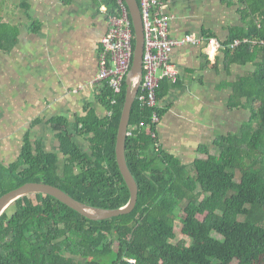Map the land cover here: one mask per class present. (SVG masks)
I'll return each instance as SVG.
<instances>
[{
    "label": "trees",
    "instance_id": "1",
    "mask_svg": "<svg viewBox=\"0 0 264 264\" xmlns=\"http://www.w3.org/2000/svg\"><path fill=\"white\" fill-rule=\"evenodd\" d=\"M105 2L108 14L118 8L116 0ZM237 2L248 30L232 31L228 60L239 65L258 60L230 99L231 111L249 112L240 131L217 136L211 144L214 154L211 146H200L203 160L185 164L163 148L159 125L152 126L154 112L162 120L166 111L143 109L137 101L131 127L149 125L152 133L141 128L127 140L128 166L140 189L135 211L91 221L52 196L31 193L0 217V264H234L239 257L260 258L264 264V46L243 42H264V0ZM17 41L18 31L0 20V51L10 52ZM236 41L242 43L233 49ZM170 88L169 80L161 82L160 101ZM127 89L126 79L112 105V90L107 83L102 87L98 101L107 117L88 108L74 123L60 117L37 120L17 159L0 163V198L22 185L44 183L94 208L127 206L131 190L116 159ZM43 127L54 133L57 152L33 139L32 131ZM80 140L88 143L87 150ZM178 211L183 213L181 233L193 247L174 243Z\"/></svg>",
    "mask_w": 264,
    "mask_h": 264
},
{
    "label": "crops",
    "instance_id": "2",
    "mask_svg": "<svg viewBox=\"0 0 264 264\" xmlns=\"http://www.w3.org/2000/svg\"><path fill=\"white\" fill-rule=\"evenodd\" d=\"M12 2L0 0L1 22L18 31L15 47L8 53L0 51V138L5 127L14 128L16 134L8 143L15 145L16 160L37 120L60 117L74 123L88 108L101 117L109 116L98 101L104 83L97 82L101 42L109 23L105 0ZM163 2L172 17V37L181 40L192 35L201 40L176 47L173 64L178 79L169 81L170 91L160 101V109L166 111L158 128L160 142L191 164L205 157L198 152L200 146H210L217 136L233 130L237 133L247 123L249 112L231 111L229 103L235 85L255 71L258 60L246 65L228 60L226 43L232 31L248 30L249 21L243 19L244 8L237 0L232 5L226 0ZM218 129L222 134L217 135ZM36 130L44 134H32L33 139L43 140L46 150L56 151L51 129Z\"/></svg>",
    "mask_w": 264,
    "mask_h": 264
},
{
    "label": "built area",
    "instance_id": "3",
    "mask_svg": "<svg viewBox=\"0 0 264 264\" xmlns=\"http://www.w3.org/2000/svg\"><path fill=\"white\" fill-rule=\"evenodd\" d=\"M118 8L114 13L108 14L109 30L103 37L99 54L100 72L98 83H109L113 92L112 105H116L118 96L122 93V85L132 70L134 45V25L126 0H116ZM143 13L144 31L146 39L144 57V77L138 101L143 109L158 110L160 100L158 89L163 80L176 83L178 70L173 64V54L176 47L186 44H199L201 40L190 35L181 40H175L171 36L172 17L168 14V5L163 0H140ZM108 13V10H106ZM213 43V41H209ZM243 42L263 47L264 42L257 39ZM242 42L236 41L233 48ZM218 46V45H217ZM219 47V46H218ZM162 122L155 111L152 118V126H158ZM148 129L152 133V127L142 124L140 127H130L129 136L139 129ZM157 137L156 133H153ZM135 262V261H131Z\"/></svg>",
    "mask_w": 264,
    "mask_h": 264
},
{
    "label": "water",
    "instance_id": "4",
    "mask_svg": "<svg viewBox=\"0 0 264 264\" xmlns=\"http://www.w3.org/2000/svg\"><path fill=\"white\" fill-rule=\"evenodd\" d=\"M134 25L136 46L132 70L127 78V101L122 112L117 134L116 159L122 176H124L129 189L131 190V201L125 207L116 210L99 209L83 204L59 187H54L44 183H29L15 188L0 198V217L18 199L31 195V193H45L78 212L91 221H105L114 217L129 215L133 213L138 205L140 189L132 174L127 162V140L131 127V119L141 84L144 77V57H145V31L142 8L139 0H126Z\"/></svg>",
    "mask_w": 264,
    "mask_h": 264
},
{
    "label": "rangeland",
    "instance_id": "5",
    "mask_svg": "<svg viewBox=\"0 0 264 264\" xmlns=\"http://www.w3.org/2000/svg\"><path fill=\"white\" fill-rule=\"evenodd\" d=\"M14 3H17L18 0H13ZM12 2V3H13ZM20 2V0H19ZM134 27V26H133ZM146 45V44H145ZM146 48V46H145ZM176 50V49H175ZM175 52V51H174ZM8 53V52H7ZM134 56H135V53H134ZM133 61H134V57H133ZM132 66H133V63H132ZM144 67V65H143ZM9 68H10V65H9ZM144 70V68H143ZM99 76V75H98ZM129 76V75H128ZM127 79V77H126ZM125 79V81H126ZM124 81V82H125ZM107 82H104L103 86L106 84ZM109 85V83H107ZM110 87V86H109ZM122 87H124V85H122ZM111 89V88H110ZM112 90V89H111ZM9 97V101H10V96L8 95ZM138 101V100H137ZM160 108V107H159ZM7 128V129H6ZM37 130L33 131L32 134L36 135L37 136H41L42 134H44V132L42 131H39L38 133H36ZM222 129H218V131H216L217 135L219 134H222ZM232 132H235L234 130ZM16 134V132L14 131V128H8V127H5L3 130H2V137L0 138V159H2V157H5L3 158L4 161L3 162H0V163H3V164H9L10 162L14 161L16 157L14 156H17V155H13L15 153V149L14 148V144L13 143H8V140L10 139L9 137H11V134ZM53 134V132H50V134ZM36 137V136H35ZM80 142L82 144H84L85 146L82 147L83 150H87V145L88 143L87 142H83L82 140H80ZM50 146L53 147V144H54V139L51 138L50 139ZM211 146V145H210ZM211 149L213 150V154L217 152V150L211 146ZM58 151V142H57V147H56V151L55 149H52L51 152H57ZM199 168H201V165L199 164L198 165ZM238 181H241V176H239L238 178ZM183 216V213L182 211H178V223H177V235H178V238L174 241V243L176 244H179V243H186L187 246H192V241L189 240L187 237H185L182 233H181V230H182V222H181V218ZM204 217H200V219H203ZM217 238H223L222 236H219V235H216ZM234 264H261V259L258 258V259H248L247 257H239L235 262Z\"/></svg>",
    "mask_w": 264,
    "mask_h": 264
}]
</instances>
